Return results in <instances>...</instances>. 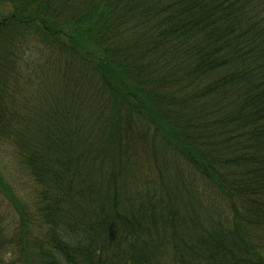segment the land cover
I'll return each instance as SVG.
<instances>
[{
	"label": "trees",
	"instance_id": "trees-1",
	"mask_svg": "<svg viewBox=\"0 0 264 264\" xmlns=\"http://www.w3.org/2000/svg\"><path fill=\"white\" fill-rule=\"evenodd\" d=\"M0 147V264H264V0H0Z\"/></svg>",
	"mask_w": 264,
	"mask_h": 264
},
{
	"label": "rangeland",
	"instance_id": "rangeland-1",
	"mask_svg": "<svg viewBox=\"0 0 264 264\" xmlns=\"http://www.w3.org/2000/svg\"><path fill=\"white\" fill-rule=\"evenodd\" d=\"M28 55H29V53H28ZM0 148H3V147H0ZM10 165H11L10 156H8V154L6 153V150L0 149V170L3 172L9 171V168H7V167H10ZM19 174L21 175L20 172H19ZM21 176H23V175H21Z\"/></svg>",
	"mask_w": 264,
	"mask_h": 264
}]
</instances>
